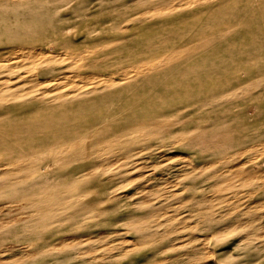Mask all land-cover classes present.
I'll list each match as a JSON object with an SVG mask.
<instances>
[{
  "label": "rangeland",
  "instance_id": "1",
  "mask_svg": "<svg viewBox=\"0 0 264 264\" xmlns=\"http://www.w3.org/2000/svg\"><path fill=\"white\" fill-rule=\"evenodd\" d=\"M135 1H56L43 8L51 13L52 24L48 26L32 22L30 12L39 9L36 4L8 0L7 6L0 9L4 20L0 22V97L15 91L25 94L34 89L40 60L38 56H29L28 49H22L24 47L47 44L48 50L59 53L54 71L42 76L58 84L57 93L117 76L121 67H129L132 62L119 67L117 58L121 56L115 50L122 42L142 37L121 29L132 26L133 21L127 18L133 15ZM256 1V4L264 2ZM119 9L125 12L126 20L119 21L115 17ZM142 11L143 8H139L135 15L140 17ZM231 11L234 10L229 9L225 17H229ZM240 13L243 12L234 14ZM220 27L222 25L216 24L208 30L212 34L219 33ZM41 28L42 33L38 32ZM73 32L80 35L76 43L70 40ZM23 35L35 39L15 40ZM227 37L230 41L222 42V38L211 47L203 42L204 46L195 57L199 61L192 65L195 68L199 63L198 75L187 83V86L193 83L195 90H189L184 100L176 96L173 106L167 109L168 114L155 122L156 128L152 127L151 120L141 121L133 127L132 135L138 142L136 147L128 148L120 143L119 136L102 124L89 129V133L94 131L96 134L84 146L90 144L91 147L93 143V148H104L105 152L100 155H92L90 151L83 155L79 153L76 164H85L87 169L97 167L94 175L106 185L105 198L112 199L115 209L99 219H83L90 235L84 241L82 257L88 261L84 264H155L170 255L175 258L160 264H182L181 260L186 259L193 249L206 254L207 247L215 254L186 264H264V193L259 196L261 199L252 198L251 188H219L207 180L215 168L229 163L236 164L235 172L239 176L251 165L255 167L252 174L264 169V23L252 26L251 32L246 31L245 26L233 28ZM125 55L137 62L145 58L138 53L135 58L134 51ZM205 69L216 71L215 76L206 77L208 72ZM258 83L261 85L242 93L241 97L221 101L217 106H200L194 102L199 96L225 91L228 85L229 89H234L231 86L236 84L240 88H249ZM194 97L197 98L193 101ZM184 106L191 107L184 109ZM178 107L183 108L179 119L176 118ZM236 114V119L231 120ZM243 136L247 139L243 147L258 144L257 147L227 163L228 154L237 145L234 141L229 145L224 142L240 140ZM212 145L223 146V151H215L210 147ZM239 147L235 148L238 150ZM47 151L42 150L36 160L43 165V175L54 171L48 157L52 155ZM1 154L0 150V164L3 163ZM82 175L83 172L66 176V186ZM34 181L25 180L26 185L14 188L24 189ZM86 194L87 203L104 199V196H96L93 190ZM19 200L7 205L5 199L0 198V264H76L63 261V253L43 257L32 246L26 248L33 240L16 242L15 239L26 236L28 231L3 230L6 224L29 218L27 214L22 216L21 212L35 211V207L27 205L29 199L26 196ZM143 215L145 218L141 217ZM252 221L256 230L243 228ZM73 224L64 221L53 226V230L64 233L72 229ZM231 227L239 229L228 231ZM256 234L262 238L256 239ZM179 242L184 246L178 251H166V246H176ZM204 243L207 247L202 245Z\"/></svg>",
  "mask_w": 264,
  "mask_h": 264
},
{
  "label": "bare ground",
  "instance_id": "2",
  "mask_svg": "<svg viewBox=\"0 0 264 264\" xmlns=\"http://www.w3.org/2000/svg\"><path fill=\"white\" fill-rule=\"evenodd\" d=\"M27 1L36 4L39 8L35 12H30L32 22L51 26V13L43 11V8L60 0H14V3ZM214 1L136 0L133 15L127 18L133 21L132 26H123L121 29L127 33L140 34L142 37L140 40L122 42L115 50L116 54L121 56L117 58L119 67L129 64L128 61L132 64L129 67H121L117 76L86 83L71 91L57 93L55 89L59 87L58 84L53 83L51 79L42 78L54 71L56 66L54 62L59 53L48 50L47 44L35 48H22L26 51L28 49L29 56H38L40 60V68L35 74L37 80L34 89L25 94L15 91L9 96L0 97V100H4L0 103V150L3 157V163L0 164L2 168L0 198L5 199L7 205H10L20 202L19 199L26 196L29 199L27 205L35 207L34 212H21L22 216L29 215L28 219L3 226V230L12 232L28 231L26 236L15 239L16 242L33 240L25 247L32 246L35 252L43 257L63 253L65 255L63 261L76 264L88 262L82 257L84 241L90 238L82 223L83 219L88 217L93 220L99 219L115 209L112 199L105 198L108 192L106 185L99 176L94 175L97 167L87 169L85 164H76L79 153L83 155L90 151L92 155H100L105 152L104 148H93L95 147L93 143L91 147L90 144L84 146V143L90 141L96 134L94 131L89 133V129L102 124L119 136L120 143L126 144L128 148L136 147L138 142L132 135L133 127L141 121L151 120L152 127L156 128L155 122L164 114H168L167 109L173 106L172 101L176 96L179 100H184L189 90L193 89V83L188 86L187 83L198 75L199 63L195 68L192 65L199 61L195 57L204 46L203 42H207L210 47L217 45L222 38V42H228L229 30L245 26L246 31L251 32L252 26H257L260 22L264 23V2L256 4V0H219L214 4ZM7 3L8 0H0V9L7 6ZM139 8H143L140 17L135 15ZM229 9L234 11L228 13L229 17H225ZM235 12L243 13L235 15ZM125 15V12L119 9L115 17L119 21H124ZM0 22H4L1 13ZM216 24L222 27L219 28V33L212 34L208 27ZM38 32L42 33L43 29ZM29 38L35 39L34 36L23 35L15 40L23 41ZM79 39L80 35L77 32L70 35L73 43ZM131 51H134V57L137 53L145 56L144 60L137 62L133 57L125 55ZM89 55L93 56L92 53ZM205 71L208 72L206 76L208 78L216 74L213 70L205 69ZM260 85L258 83L249 88H240L239 84H236L231 86L234 89H229L228 85L225 91L199 97L193 93L198 97H194L193 101L197 98L194 102L200 106H217L221 101L228 102L239 98L242 93ZM164 106L167 107L164 109ZM190 107L184 106V109ZM182 109L178 107L176 110L177 119L181 117L179 112H182ZM247 113L253 120L249 109ZM234 116L231 120L236 119L237 114ZM99 121L103 122L99 123ZM243 137L240 140L228 139L224 142L229 145L234 141L237 145L233 146L232 152L228 154L227 163L257 147L258 144L243 147V143L247 140H245L246 136ZM210 147L215 151H223V146ZM235 147L240 149L237 150ZM42 150H48L47 152L52 155L48 157L54 171L49 175H43L42 163H36ZM206 166L202 165V167ZM235 168L236 164L230 163L222 168H215L207 180L211 185L219 188H251L250 196L261 199L262 197L259 196L264 193V169L252 174L255 167L251 165L239 176ZM82 172L81 178L76 179L69 187L66 186V176ZM4 177L9 181L6 182ZM28 179L35 181L24 189L14 188L16 185H26L24 183ZM90 190H93L98 197L104 196L103 201L92 200L87 203L86 192ZM130 214L128 212V216ZM141 217L145 218L144 215ZM64 221L73 222L72 229L64 233L59 229L53 230V226ZM243 228L247 231L256 230L253 221L252 224H244ZM237 229L239 228L235 227L232 231ZM137 231L139 232V229ZM258 238L262 237L256 234V239ZM202 245L207 247V243ZM183 246L179 242L176 246L170 244L165 249L178 251ZM207 248L206 254L201 253L199 249H193L186 259L181 260L182 264L197 261L200 257L203 260L206 255L215 254L214 250ZM174 258V255H170L157 260L155 264Z\"/></svg>",
  "mask_w": 264,
  "mask_h": 264
}]
</instances>
